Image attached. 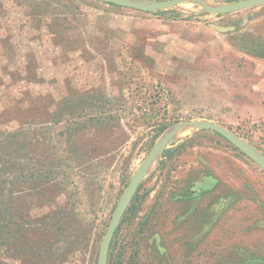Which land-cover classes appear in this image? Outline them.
I'll use <instances>...</instances> for the list:
<instances>
[{
	"label": "rangeland",
	"instance_id": "rangeland-1",
	"mask_svg": "<svg viewBox=\"0 0 264 264\" xmlns=\"http://www.w3.org/2000/svg\"><path fill=\"white\" fill-rule=\"evenodd\" d=\"M189 121L264 155V6L0 0V264H97L134 173ZM108 264H264V171L213 131H180Z\"/></svg>",
	"mask_w": 264,
	"mask_h": 264
},
{
	"label": "water",
	"instance_id": "water-1",
	"mask_svg": "<svg viewBox=\"0 0 264 264\" xmlns=\"http://www.w3.org/2000/svg\"><path fill=\"white\" fill-rule=\"evenodd\" d=\"M101 1L115 6L130 8L143 12L167 10L183 3L194 2L202 5L207 12L217 15L233 14L243 10L264 6V0H241L234 3L217 6L210 5L207 0H164L148 3L139 0ZM215 29L223 32L227 31L225 28L221 27H215ZM187 128H190L194 131H213L219 134L264 171V155L260 151L252 147L250 144H248L244 139L231 132L230 130L224 128L223 126L211 121H189L175 125L169 133H167L154 145L153 149L143 160V162L140 164L133 177L131 178L129 185L121 196L113 212L109 226L102 239L97 264H108L109 251L114 234L126 210L131 204L136 192L138 191L142 181L150 171L151 166L156 162L158 158L162 157L166 148L176 140L178 133Z\"/></svg>",
	"mask_w": 264,
	"mask_h": 264
}]
</instances>
